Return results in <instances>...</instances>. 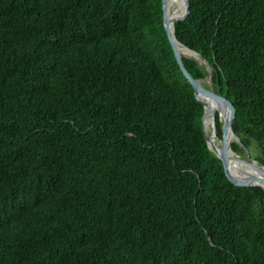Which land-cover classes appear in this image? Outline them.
<instances>
[{"label": "trees", "instance_id": "1", "mask_svg": "<svg viewBox=\"0 0 264 264\" xmlns=\"http://www.w3.org/2000/svg\"><path fill=\"white\" fill-rule=\"evenodd\" d=\"M174 25L264 164V0H190ZM203 115L162 0H0V264H264V187Z\"/></svg>", "mask_w": 264, "mask_h": 264}, {"label": "water", "instance_id": "2", "mask_svg": "<svg viewBox=\"0 0 264 264\" xmlns=\"http://www.w3.org/2000/svg\"><path fill=\"white\" fill-rule=\"evenodd\" d=\"M162 1H163V22H164V26H165L168 38H169V40L172 44L173 50L175 52V56L178 60V63L180 65L181 69L183 70L185 76L188 78L189 82L192 84L194 91H195V94H196V97L200 101H202V103L204 104L203 129L205 131V136H206L209 148L224 162V164L227 168L230 167L231 164H230V156L228 153L227 134H228V132H231L232 135L235 137L234 141L239 142L243 146V148L245 149V152L247 154V158L241 157V160L246 161V162H251L252 160H256L257 162H259L258 159H256L255 157L252 156L250 149L247 148L241 142L239 136L233 130V127H232V109H231L230 102L228 101V99L225 95H222L221 93L216 91L215 84H214L213 77H212V71L209 70V74H208V77L210 79V86H206L201 82L202 79L194 77L189 72L187 67L185 66L184 61H183V55L194 57L199 61V63L204 62V63L208 64V62H207L206 58L203 55H201L199 52H197L194 49L182 44L181 41H179L177 39V37L174 33L175 25H173L174 27L172 30L170 28V22L166 16V8H165L166 0H162ZM189 2H190V0H185L184 11L179 16L174 18L173 24L176 21L185 17V15L187 14L188 9H189ZM177 42H179L180 44H182L186 48H188L190 50V52L187 54H182V52L178 48ZM202 93L206 94L207 96L211 97L212 99H215L217 101H221L223 106H224L223 115H222V112L220 110H218L219 118L222 121V137L221 138L218 135L216 111H212V114H211L212 115V117H211L212 118V125H211L212 130H211V132L209 133L208 129L206 128V125H205L206 104H205L204 100L200 98V94H202ZM214 138L220 139V143L218 145L214 142ZM231 150H233V152L238 154L233 149L232 146H231ZM261 165L264 166V164H261ZM242 178L245 180L254 181V182H256L259 185L264 187V177L263 176L244 175V177H242Z\"/></svg>", "mask_w": 264, "mask_h": 264}, {"label": "bare ground", "instance_id": "3", "mask_svg": "<svg viewBox=\"0 0 264 264\" xmlns=\"http://www.w3.org/2000/svg\"><path fill=\"white\" fill-rule=\"evenodd\" d=\"M178 1V0H177ZM181 1L179 0L177 7L174 10V4L176 0H166L165 2V8H166V16L167 19L170 22V28L173 30V20L176 17L177 11L180 9ZM179 50L182 52V54H187L190 52L188 48H186L184 45L177 42ZM203 83V80H201ZM200 98L204 100L206 104V114H205V125L206 128L209 130L212 125V111L220 110L223 115L224 106L221 101H217L215 99H212L211 97L207 96L206 94H200ZM234 136L231 132H228L227 134V141H228V153L230 156V164L231 167L239 169L244 175H259L264 177V166L261 165L256 160H252L251 162H246L241 160V156L233 152L231 150V143L234 140ZM214 142L218 145L220 143V139L214 138Z\"/></svg>", "mask_w": 264, "mask_h": 264}, {"label": "rangeland", "instance_id": "4", "mask_svg": "<svg viewBox=\"0 0 264 264\" xmlns=\"http://www.w3.org/2000/svg\"><path fill=\"white\" fill-rule=\"evenodd\" d=\"M178 2H179V0L177 1L176 0V2H175V4H174V10H175V8L177 7V5H178ZM206 64V69L207 70H211V66L209 65V63L207 64V63H205ZM203 84L204 85H206V86H210V79H209V77L207 76V77H205L204 79H203ZM218 111V110H217ZM211 130H212V128L210 127V129L208 130L209 131V133L211 132ZM253 152V151H252ZM255 152V151H254ZM253 152V153H254ZM252 154V153H251ZM241 157H243V158H247V154H246V152H243L242 154H239ZM252 156H253V154H252ZM254 157V156H253Z\"/></svg>", "mask_w": 264, "mask_h": 264}]
</instances>
